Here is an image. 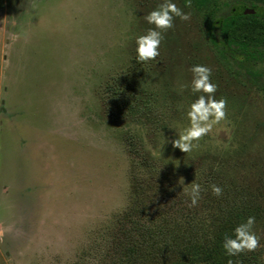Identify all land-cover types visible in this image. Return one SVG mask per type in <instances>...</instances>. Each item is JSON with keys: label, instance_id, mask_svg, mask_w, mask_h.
Instances as JSON below:
<instances>
[{"label": "rangeland", "instance_id": "obj_1", "mask_svg": "<svg viewBox=\"0 0 264 264\" xmlns=\"http://www.w3.org/2000/svg\"><path fill=\"white\" fill-rule=\"evenodd\" d=\"M162 2L0 0V264H194L175 250L121 261L139 217L170 214L186 229L196 216L201 239L194 236L220 264L240 262L239 254L226 255L222 239L254 216V252L264 264V56L252 51L257 59L244 65L227 61L188 1L173 0L190 19L174 18L160 55L148 66L137 63L135 37L154 28L144 17ZM215 9V17L264 19V0H220ZM10 31L17 35L11 48ZM196 64L211 69L214 96L227 104L226 119L193 151L211 153L215 172L228 174L230 186L218 185L230 190L219 197L201 191L193 206L191 155L171 141L200 95L190 90ZM123 79L137 96L152 97L153 113L132 116L119 103L109 86ZM141 153L158 162L157 172L136 166ZM181 161L187 166L176 169ZM223 198L244 208L223 206ZM136 203H145L146 215Z\"/></svg>", "mask_w": 264, "mask_h": 264}, {"label": "trees", "instance_id": "obj_2", "mask_svg": "<svg viewBox=\"0 0 264 264\" xmlns=\"http://www.w3.org/2000/svg\"><path fill=\"white\" fill-rule=\"evenodd\" d=\"M189 5L196 11L200 16L202 21L203 31L207 33L213 42V44L218 48L220 54L224 59L230 58L241 65H244L252 59H257L253 52L258 53V58H262L264 53L261 51L264 49V19L258 15H248L245 16L243 13H237L229 18L215 17L214 15L216 5L220 4V0H187ZM253 51V52H252ZM228 61V60H227ZM263 61V60H262ZM264 62V61H263ZM135 64V63H134ZM149 62L145 63L148 66ZM136 68H139L135 64ZM133 68V67H132ZM250 76L261 77V73L249 72ZM263 77V76H262ZM110 87V92L117 96L119 103L124 105L125 108L132 114V116H139L140 113L150 114L153 113L154 102L151 99L145 98V95L137 96L134 92V86L132 83L123 79L122 81H114ZM264 91V86L262 88ZM122 102V103H121ZM147 117V116H146ZM130 144L133 147L132 153H135L134 141L130 137ZM182 154V153H181ZM184 157L190 156V159L184 161L190 162V166L186 169V173L191 176V182H198L201 184L202 191L209 192L215 196L211 191V185L215 184L217 186L220 179L224 182V185H229L225 183V179L228 174L222 169L218 173L215 172V168L210 165L213 156L208 150L206 151H191L189 153H183ZM137 158V157H136ZM137 160V159H136ZM164 160V159H160ZM181 161V163H176L175 168L180 165L182 167L187 166L188 163ZM136 166L145 169L148 174L157 172V161L150 155H145L141 153L138 161H134ZM207 167V168H206ZM191 170V172H190ZM164 176V175H163ZM190 179V178H189ZM133 189H137V183L135 177L132 179ZM220 187V186H219ZM230 190L228 187H222V190ZM246 192L241 189V193ZM216 199V197H214ZM224 199V198H223ZM233 200L228 198L226 203V198L223 201V206L234 205L241 207L237 204H232ZM244 208V207H241ZM176 209V207H175ZM253 208L247 209L250 212ZM136 211L143 212V216L146 215L145 203H136ZM246 210V209H245ZM167 216L169 214H166ZM164 216V214H162ZM241 218V214L239 213ZM238 217V219H239ZM175 218V217H174ZM140 223L133 224L131 227L134 236L129 239V242L125 247V254L122 257V262L124 263H137L140 262L142 258L153 257L154 255L162 258L166 256L170 251L175 250V253H179L181 258L185 257V253L193 256L195 258L194 264H220L218 262L219 255L215 250L208 249L204 251L196 240L194 234L197 231V236H199L200 226L198 218L195 216L193 221L187 224L186 229L183 224L179 225L175 223V219L170 214V217L157 219H151L149 221H142L141 217ZM160 222V223H158ZM133 223V222H132ZM231 224V223H230ZM197 225V226H196ZM223 241V239H222ZM198 243V245H196ZM189 245H193L190 248ZM177 250V251H176ZM240 262L234 264H260L259 254L253 252H244L239 254ZM170 256V255H169ZM175 257L172 254L171 259ZM167 258V257H166ZM177 264V263H175Z\"/></svg>", "mask_w": 264, "mask_h": 264}, {"label": "clouds", "instance_id": "obj_3", "mask_svg": "<svg viewBox=\"0 0 264 264\" xmlns=\"http://www.w3.org/2000/svg\"><path fill=\"white\" fill-rule=\"evenodd\" d=\"M182 21L190 19V15L178 8L173 0H163L155 10L149 12L144 20L154 28H149L143 35L135 37V52L137 63H147L154 61L159 55V48L164 39V33L174 27V18ZM14 23V22H13ZM17 40L15 32H9L8 47L11 48ZM192 79L190 90L193 94H198V98L188 106L186 113L188 126L182 131H177L178 138L171 141L174 148H178L183 153H189L197 147V142L212 131L214 125L226 119L227 101L223 98L217 100L214 94L217 85L211 80V69L200 64L193 65L190 69ZM201 184L193 182L190 184L191 204L195 206L200 199ZM211 191L219 197L222 188L213 184ZM255 217L249 216L245 221L237 224L232 230V234H225L222 248L226 255L236 256L244 252H253L259 246V236L253 230ZM3 233L0 232V237Z\"/></svg>", "mask_w": 264, "mask_h": 264}]
</instances>
